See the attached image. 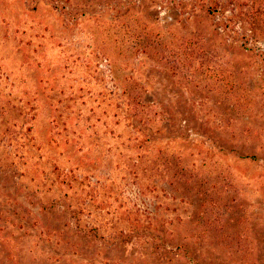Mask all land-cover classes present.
Here are the masks:
<instances>
[{
  "label": "rangeland",
  "instance_id": "obj_1",
  "mask_svg": "<svg viewBox=\"0 0 264 264\" xmlns=\"http://www.w3.org/2000/svg\"><path fill=\"white\" fill-rule=\"evenodd\" d=\"M208 3L212 14L197 0H70L77 20L67 22L45 1L0 0V264H187L144 237L83 239L66 214L40 212L43 186L72 190L65 171L107 230L152 223L169 249L191 235L201 264H264V0ZM136 15L159 19L168 62L138 49L127 27ZM130 78L160 109L158 123L131 113ZM156 147L214 162L220 176L228 169L242 200L225 219L244 217L243 252L196 242L193 205L168 185H138L139 156Z\"/></svg>",
  "mask_w": 264,
  "mask_h": 264
},
{
  "label": "trees",
  "instance_id": "obj_2",
  "mask_svg": "<svg viewBox=\"0 0 264 264\" xmlns=\"http://www.w3.org/2000/svg\"><path fill=\"white\" fill-rule=\"evenodd\" d=\"M39 1H45L53 8L60 10L67 22L77 20V16H74V12L67 6L70 0L61 3L59 1L63 0H26V5L29 9H36ZM92 1L89 0V2ZM197 1L198 6L206 8L205 10L210 14L214 13L208 0ZM117 7L118 11H121V4ZM158 20V18H154L151 23H145L140 16L136 15L134 21L127 27H129L131 36L135 38V44L139 50L147 52L154 59L165 63L169 58V48L166 46L165 33L159 26ZM261 66L259 63V67ZM123 86L122 94L126 97L128 107L142 125L156 124L162 119L160 109L150 102L146 87L138 79L130 78ZM256 86L259 89H264V76L258 77ZM138 132L143 131L139 129ZM136 139L144 143L148 137L145 134L143 137L138 133ZM136 165L140 169L135 172L138 185L152 184L158 189L160 185H168L172 196L176 197L174 193H177L181 202L193 205L194 217L197 218L200 231V235L197 237L199 240L196 242L215 237L224 248L240 253L245 250L246 238L242 234L244 217L238 216L234 210V215L225 219L227 211L230 212L232 209L233 202L241 203L242 200L238 183L234 182L228 169L220 176L215 172L217 167H213L214 162L199 161L191 154H185L168 147H156L149 152L142 153L139 156V163ZM145 173H149L150 183L146 184L142 181ZM76 182L77 178L65 171L61 183L67 188L70 186L71 191L55 188L53 184L49 187L43 186L41 197L37 203L39 211L42 213L61 211L66 214L68 229L73 230L78 237L86 240H101L114 245L144 237V241L156 251L161 252L162 256L178 257V259H184L187 264H201L199 258L189 254L190 248L193 246L191 235L186 236L188 241L179 242L169 249L167 244L160 240V233L155 230L156 227L151 225L152 223L147 226L121 225L110 227L109 230L106 228L107 223H94L89 219L90 202L84 195L85 193L75 190L73 185ZM232 189L236 195L228 197L227 193ZM231 218H234V224L229 222L228 219ZM232 226H234L233 230ZM141 227L144 229L141 230ZM60 242L58 239V243Z\"/></svg>",
  "mask_w": 264,
  "mask_h": 264
}]
</instances>
